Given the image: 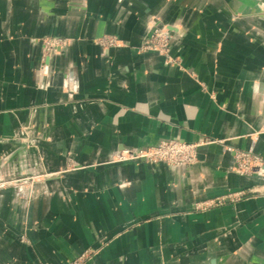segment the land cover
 I'll return each instance as SVG.
<instances>
[{
	"label": "crops",
	"instance_id": "obj_1",
	"mask_svg": "<svg viewBox=\"0 0 264 264\" xmlns=\"http://www.w3.org/2000/svg\"><path fill=\"white\" fill-rule=\"evenodd\" d=\"M205 136L188 166L111 160ZM236 149L264 160V0H0V264H264V195L194 210L264 181Z\"/></svg>",
	"mask_w": 264,
	"mask_h": 264
},
{
	"label": "rangeland",
	"instance_id": "obj_2",
	"mask_svg": "<svg viewBox=\"0 0 264 264\" xmlns=\"http://www.w3.org/2000/svg\"><path fill=\"white\" fill-rule=\"evenodd\" d=\"M49 37H51V36H49ZM105 37L114 38L116 43H120V40L116 36H113V35L99 36V37L94 38L93 41L98 44V41H101V39H103ZM45 38H47V37H45ZM62 39L65 42V46H66V44L68 43L67 39L66 38H62ZM169 42H170V38H169ZM141 50H144V49H141ZM145 50H148V49H145ZM56 52H58V51H56ZM50 53H52V52L51 51H44L45 55H48ZM167 53L172 60V62L170 64H174V65L177 64L176 59L170 55V43L168 44V52ZM160 55H162V54H160ZM162 56L164 57V55H162ZM168 139H171V138H168ZM163 140H166V139H163ZM163 140H160L155 145L148 146L145 148L147 150L149 148L151 149L152 147L156 146L158 143H160ZM181 141H183V140H181ZM216 141L217 140H215L211 137H207V136L200 138L199 140L194 141V142L183 141L187 145H194L193 151H195L196 159L193 160L192 162L177 164V163L167 162V161H165L163 159H159V158L156 161H148V162H162V163L172 165V166H188V165L196 162V160L198 158V152H199L200 147H202L203 145H206V144L214 143ZM139 149H144V148H139ZM188 152L189 151H187V153H185V154L186 155L189 154ZM235 152L237 154V157L235 156ZM128 160H132V159H128ZM128 160H122V161H128ZM135 160H138V159H135ZM144 161H146V160H144ZM236 162L238 163L239 167H237L236 165L233 164V168L239 174L246 175V176H250V175H254V174L264 176V173H263L264 168H262V171L260 170V168H258L259 164H264V160L259 155L254 153L252 151V149H246V150L236 149V150H234L233 151V163H236ZM12 182H14V183L17 182L18 184L23 183V181L19 180V179L18 180H5L4 182H2L1 185L9 184ZM27 184L28 183L24 182L25 186ZM260 195H264V181L262 183L254 184V185L248 186L246 188L239 189L237 191L229 192V193H226L223 195H219V196H215L212 198H208L205 200L195 202L194 210L202 211V210H206V209H209V208H212L215 206H221L227 202L234 203V202L240 201V200L248 198V197L260 196ZM19 196L24 197V198L28 197L29 192H21ZM224 198H228V200H226ZM21 239L25 240L24 236H22ZM96 252H97V250L95 248H91V247L85 248L84 250H82L81 252L76 254L74 257L69 259L66 264H85L88 260H90L96 254ZM159 264H162V263H159Z\"/></svg>",
	"mask_w": 264,
	"mask_h": 264
},
{
	"label": "built area",
	"instance_id": "obj_3",
	"mask_svg": "<svg viewBox=\"0 0 264 264\" xmlns=\"http://www.w3.org/2000/svg\"><path fill=\"white\" fill-rule=\"evenodd\" d=\"M149 28L150 33L142 41L140 49L156 51L164 55L165 63L170 64L172 60L167 53L169 38L171 36L169 28L166 26H156L155 24H151ZM98 44L106 49L110 46L117 45L118 43H116L114 38L105 37L101 39V41H98ZM42 46L44 51L56 52L65 46V42L60 37L51 36L42 40ZM193 147L194 145H187L179 139L171 138L161 141L156 146L151 149L149 148L148 150L146 148L139 150L131 148L116 150L113 152L111 160L122 161L128 159H143L146 161H156L159 158L167 162L181 164L192 162L196 159ZM187 151H189V154L186 155L185 153H187ZM235 156L237 157L236 152ZM234 165L239 167L237 162L234 163ZM263 165L264 164L258 165V168H260L261 171ZM224 199L228 200V198Z\"/></svg>",
	"mask_w": 264,
	"mask_h": 264
}]
</instances>
